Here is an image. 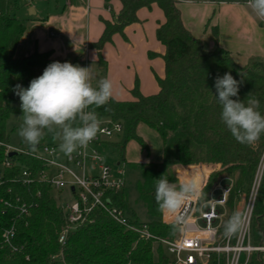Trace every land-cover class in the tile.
<instances>
[{
    "label": "trees",
    "instance_id": "trees-1",
    "mask_svg": "<svg viewBox=\"0 0 264 264\" xmlns=\"http://www.w3.org/2000/svg\"><path fill=\"white\" fill-rule=\"evenodd\" d=\"M118 1L119 12L111 21H103L101 36L90 46L99 52L112 41L113 35H122L126 26L138 22L136 13L139 9L155 4L164 16V22L155 32L157 41L164 47V74L162 78L156 77L157 93L144 96L135 82L130 92L132 100L111 98L108 104L95 108V111L99 119L122 125V133L115 141L106 144L117 148L121 161L125 162L124 149L128 142L135 141L141 148L146 147L136 133L138 124L146 125L159 136L162 161L139 167L138 198L151 217L150 221L137 219L125 186L110 196L113 205L128 216L132 225L144 227L158 239L172 240L177 236V228L161 222L162 211L155 200L156 180L162 175L178 183L177 171L180 169L197 164L209 168L218 166L208 175L201 197L206 199L220 178H230L229 213L234 209L239 193L248 189L259 150L264 147V138L261 135L256 145H248L239 143L232 136L220 119L221 106L214 96V83L217 76L230 72L235 79L243 81L239 99L259 100V111L264 114V62L240 66L219 46L212 51L205 50L202 42L183 26L175 0ZM16 8L15 0H0V143L5 144L8 143L6 123L11 115L21 110L12 105L14 86H29L32 79L42 75L44 69L55 62L49 59V53L34 52L24 58L15 57L16 47L25 32L24 21L14 15ZM260 26L264 27V24L260 23ZM2 158L3 148L0 147V163ZM7 188L22 201H35L36 207L30 210L28 217L16 218L14 209L2 212L0 205V264H168L171 261L162 243L126 230L100 209H93L92 221L70 231L61 246L57 238L64 219L50 190L39 185L7 183L0 187V198L12 203L13 197L5 193ZM37 192L39 196H36ZM262 211L264 181L254 210L252 231L255 244H259L264 236V225L258 220ZM12 223L15 227L12 243L18 248L14 253L3 244L1 237L2 229ZM207 264H216V256L212 255ZM248 264H262L259 255L253 254Z\"/></svg>",
    "mask_w": 264,
    "mask_h": 264
},
{
    "label": "built area",
    "instance_id": "built-area-1",
    "mask_svg": "<svg viewBox=\"0 0 264 264\" xmlns=\"http://www.w3.org/2000/svg\"><path fill=\"white\" fill-rule=\"evenodd\" d=\"M261 23L264 24V21ZM100 121L96 137L86 147L78 148L71 155H66L59 147L47 143L27 148L0 143L3 148L0 187L11 183L48 188L64 219V226L57 238L59 245L65 244L70 231L92 221L90 215L93 209H100L126 230L162 243L171 258L168 264H207L212 255L216 256V264H248L253 254L259 255L264 264V236L259 244H255L252 231L257 196L264 181V147L259 150L258 162L249 187L239 193L231 213L227 210V201L232 180L222 177L216 183L225 181L226 185L212 189L220 192L217 199L208 200L207 196L202 200L200 194L188 202L183 213L187 224L177 223L171 214L162 211L161 222L177 228V236L174 239L164 240L150 235L144 227L132 225L128 216L113 205L110 193H115L125 186L124 171L118 164L115 168L110 167L101 148L120 135L123 128L120 123L109 119ZM204 185L205 183L201 185V190ZM5 193L13 197L14 204L8 199L0 198L2 212L14 209L16 218H25L29 216L30 210L36 207L35 201L27 203L18 195H12L10 188H7ZM39 195L37 192L36 196ZM204 206L206 209H203ZM236 211L243 214L244 227L231 236H225L224 223ZM258 220L264 225V211ZM14 236L13 223L10 227L2 229L3 244L12 253L18 251L12 243Z\"/></svg>",
    "mask_w": 264,
    "mask_h": 264
},
{
    "label": "crops",
    "instance_id": "crops-1",
    "mask_svg": "<svg viewBox=\"0 0 264 264\" xmlns=\"http://www.w3.org/2000/svg\"><path fill=\"white\" fill-rule=\"evenodd\" d=\"M175 2L180 11L183 26L202 42L205 50L212 51L219 46L227 51L238 65L245 66L232 56V51H235L234 47H237V44L228 45L222 40L224 28L227 26L226 34L233 39L242 36L246 41L247 46H241L244 48L243 54L246 58L259 55L260 51L254 44L256 41L258 43L260 40L264 41V33L257 30L250 15H241L233 11L234 5L238 3L222 1L200 5L194 3V0H175ZM120 7L118 0H55L53 8L41 14L36 6L27 5V14L30 9L34 13L28 14L25 32L14 55L16 58H24L34 52L49 53L51 60L91 67L95 74L93 84L96 85L103 78L110 79L114 86L112 98L117 101L132 100L130 92L135 82L138 83L139 92L142 95L155 94L158 92L156 77L162 78L164 74L162 60L164 47L155 37L157 27L164 22V16L155 4L150 8L139 9L136 13L138 22L126 26L122 35H113L112 41L105 44L99 52L90 46L101 36L103 21H111ZM215 11L220 20H214ZM211 14H213L212 17ZM222 14H224L223 17ZM242 18H245L249 25L241 26L239 22ZM207 26L212 37L207 32ZM201 31L209 38L207 46L204 44L203 36L199 34ZM148 163L153 162L145 164ZM197 168H199V175L195 174L196 176L186 170L177 171L178 180L183 182L185 179L195 178L201 183L200 185H203L209 173L204 167Z\"/></svg>",
    "mask_w": 264,
    "mask_h": 264
},
{
    "label": "clouds",
    "instance_id": "clouds-1",
    "mask_svg": "<svg viewBox=\"0 0 264 264\" xmlns=\"http://www.w3.org/2000/svg\"><path fill=\"white\" fill-rule=\"evenodd\" d=\"M247 4L254 15L264 21V0H247ZM94 79L91 67L55 61L42 75L32 79L27 88L17 84L14 91L23 113L18 135L28 145L36 147L46 134H53L66 155L86 147L96 137L101 123L95 108L108 104L114 89L110 79H100L96 85ZM242 82L230 72L217 76L214 96L221 106L220 119L227 130L239 143L251 145L264 135V114L259 111V100L239 99ZM200 194L201 185L195 178L176 183L162 175L156 180V203L177 223H188L183 214L186 205ZM243 227V214L236 211L224 223V234L231 236Z\"/></svg>",
    "mask_w": 264,
    "mask_h": 264
},
{
    "label": "rangeland",
    "instance_id": "rangeland-1",
    "mask_svg": "<svg viewBox=\"0 0 264 264\" xmlns=\"http://www.w3.org/2000/svg\"><path fill=\"white\" fill-rule=\"evenodd\" d=\"M222 1H226V2L234 1L238 3L234 5L233 11L236 13L239 12L241 13V15L242 14L250 15L252 18L251 20L253 21V24H255L257 27V30H260V33H264V27L260 26L261 20H259L254 15V13L251 11V9L248 7L247 0H194V3L200 4V5H206V4L222 2ZM15 2L17 5L16 10L14 11L15 17L19 20L24 21V23L27 24L28 21L26 19L29 18V15L26 12L27 5L31 4V5L36 6L37 10H39L42 14V13L49 11L50 8H53L55 0H32L31 2H28L26 0H15ZM227 13L228 12H226L225 14L227 15ZM216 15H218L217 11H215L214 20L219 19V17ZM223 15L224 14H222V17ZM212 16L213 14H211V17ZM226 23H228V21H226ZM239 23L241 26L249 25V23L247 24V20L245 18H242V21H240ZM207 27H208L207 32L212 37V34L209 30V26ZM226 29H227V26L226 28H224V35L222 37V40L228 45L233 44V43L237 44V47H234L236 48L234 49L235 51H232V56L237 62H239L242 65L243 64L249 65L252 62H264V41L260 40L259 43L256 41V43L254 44L255 46L257 45L256 49L260 51L259 55H255L254 57H251V58H246L245 55L243 54L244 48L241 47V46H247L246 41H244V38L241 36L238 39H233V37L226 34L228 33ZM199 34L203 36L205 46L209 45L208 43L209 38H207V35L204 34V32L202 31ZM15 86H14V89H15ZM21 86L24 88L28 87L27 84L21 85ZM13 97H14V102L12 104L13 107L17 109H21L20 107L21 101L19 97L16 95L15 91H13ZM22 115H23L22 110H20L17 114L11 115L6 123V130L8 133V144H10L13 147L27 148L30 145L24 142L23 139L18 135V129L23 123ZM78 123L79 122H77V126H78ZM137 133L142 138V140L145 142L146 147L141 148V146L135 141L128 142L124 149L125 150L124 151L125 162L121 161L117 148L112 147V146H104L103 148H101V150L103 154L106 156V163L110 167L115 168L116 164H118L119 167L123 168L125 188L127 191L128 201L131 205V208L140 222H148L151 220V217L146 213L145 207L142 204V202L139 200L138 193H137V184L140 181V168L139 167L140 165H143L147 162L159 163L161 161V143H160V139L157 133L153 129L147 127L144 124H140L137 127ZM112 140L115 141L116 139L113 138ZM41 143H47V144L59 147L60 141L56 139L53 134H46L39 144ZM253 144L256 145V142ZM197 167H200V168L204 167V169L207 170L209 174L211 173L212 170L218 169V166L209 168L203 164H197V165H194V168L188 167V169L187 168L180 169V171L186 170V171L191 172V175L193 174V176L195 174L199 175V168ZM178 183H180L179 180H178ZM225 185H226L225 181H221L220 183L214 184L209 191L208 200L217 199L220 194L218 190H214V191L212 190L214 187H223ZM203 209H206V206H204Z\"/></svg>",
    "mask_w": 264,
    "mask_h": 264
},
{
    "label": "water",
    "instance_id": "water-1",
    "mask_svg": "<svg viewBox=\"0 0 264 264\" xmlns=\"http://www.w3.org/2000/svg\"><path fill=\"white\" fill-rule=\"evenodd\" d=\"M34 12H33V10L32 9H30L29 11H28V14L29 15H32Z\"/></svg>",
    "mask_w": 264,
    "mask_h": 264
}]
</instances>
